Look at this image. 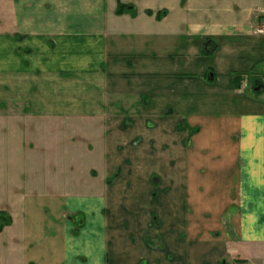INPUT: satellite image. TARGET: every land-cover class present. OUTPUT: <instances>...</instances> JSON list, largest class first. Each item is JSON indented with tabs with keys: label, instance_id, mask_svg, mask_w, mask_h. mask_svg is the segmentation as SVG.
Returning a JSON list of instances; mask_svg holds the SVG:
<instances>
[{
	"label": "crops",
	"instance_id": "0c3cea01",
	"mask_svg": "<svg viewBox=\"0 0 264 264\" xmlns=\"http://www.w3.org/2000/svg\"><path fill=\"white\" fill-rule=\"evenodd\" d=\"M256 84L264 0H0V122L62 147L61 183L20 170L0 264H264Z\"/></svg>",
	"mask_w": 264,
	"mask_h": 264
},
{
	"label": "rangeland",
	"instance_id": "374dc122",
	"mask_svg": "<svg viewBox=\"0 0 264 264\" xmlns=\"http://www.w3.org/2000/svg\"><path fill=\"white\" fill-rule=\"evenodd\" d=\"M3 126L4 124L0 122V208L2 209L1 212L4 215V214H7V211H4V210L9 208L7 203L8 202L12 203V201L15 200L13 196H16V194L20 192L18 189H16V187H18V184H19V179L21 178L20 183H22L24 180V177L27 178L28 176L30 177V175H32L31 172H27V174H29L27 176L23 173V171H20V170H23L24 166L26 169L29 170L31 166L33 165V162L35 161L39 151H37L36 148L34 149L32 145L31 146L28 145V143L32 144L30 140L34 139V136L38 132L36 126H34V129L32 130H30L29 126L27 125H25L24 128H21L20 126H18L15 129L14 127L6 126V130L3 128ZM17 129L19 130V132L17 131ZM77 133H80V132L75 131V135ZM70 135L71 133L69 134V136ZM20 136L23 139H20L19 138ZM45 136L50 137V134L46 133ZM63 139H64L63 144H65L66 143L65 138ZM21 142L25 143V145H22ZM69 145H70V141H69ZM21 146L23 147L27 146L25 148V151L27 152L25 153L21 152L22 151ZM78 147L79 146L77 145H75V147L73 146V157L75 158V165L78 164L77 163L78 161H82L83 157L85 156L84 151H81V148H78ZM61 148L62 147L60 146L59 147L55 146L54 152H49L50 150L46 151L47 152L45 153L46 158L41 157L40 159L39 158L36 159L37 163L39 162V167L41 168V170L39 171V175H41L43 178H48L50 176L49 179H51L52 181L57 179L59 180V183L62 182L61 181L62 166L59 164L60 163L59 161L61 160V156L58 153ZM54 154H56V158L50 157V156H53ZM69 159H70V156H69ZM50 171L51 173L49 175L48 172Z\"/></svg>",
	"mask_w": 264,
	"mask_h": 264
},
{
	"label": "trees",
	"instance_id": "16d2710c",
	"mask_svg": "<svg viewBox=\"0 0 264 264\" xmlns=\"http://www.w3.org/2000/svg\"><path fill=\"white\" fill-rule=\"evenodd\" d=\"M132 9V6L131 5H127V4H124L122 2H119L118 4V8H117V12L119 14L121 13H124L125 11H130ZM148 13L149 14H152V11L151 10H148ZM161 13V12H160ZM160 13H159V16H160ZM217 48V45L214 44L213 47H209L208 46V42L207 44L205 45V49H204V52L205 53H212L215 51V49ZM239 74H237L238 76ZM208 77H210V79L213 78V73H209L208 74ZM256 87L259 86L258 84L255 85ZM256 90V88H254ZM257 93H261L264 91L263 89V86L260 85V88L256 90ZM180 129H185V130H188L189 131V134L192 135L194 133H196L199 129L198 128H192L190 127L187 123L183 122L180 124ZM110 181V179H109ZM7 218V219H5ZM4 220V221H2ZM6 220V221H5ZM11 223V216L7 215V214H4L0 211V231L4 228V226L8 225Z\"/></svg>",
	"mask_w": 264,
	"mask_h": 264
},
{
	"label": "built area",
	"instance_id": "2783aa9c",
	"mask_svg": "<svg viewBox=\"0 0 264 264\" xmlns=\"http://www.w3.org/2000/svg\"><path fill=\"white\" fill-rule=\"evenodd\" d=\"M239 264H253V263L249 261H241Z\"/></svg>",
	"mask_w": 264,
	"mask_h": 264
},
{
	"label": "water",
	"instance_id": "95a60500",
	"mask_svg": "<svg viewBox=\"0 0 264 264\" xmlns=\"http://www.w3.org/2000/svg\"><path fill=\"white\" fill-rule=\"evenodd\" d=\"M260 88V85L256 87V90Z\"/></svg>",
	"mask_w": 264,
	"mask_h": 264
}]
</instances>
